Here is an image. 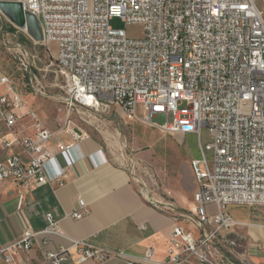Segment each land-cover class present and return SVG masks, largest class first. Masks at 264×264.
Listing matches in <instances>:
<instances>
[{
  "label": "built area",
  "instance_id": "obj_1",
  "mask_svg": "<svg viewBox=\"0 0 264 264\" xmlns=\"http://www.w3.org/2000/svg\"><path fill=\"white\" fill-rule=\"evenodd\" d=\"M14 1L40 21L41 42L58 45L55 65L63 79L60 100L66 115L60 132L48 128L12 78L0 73V145L6 152L0 162V200L9 181L22 189L64 186L60 153L76 162L85 156L81 143L90 138L72 121L74 115L101 125L108 120L150 124L154 115H165L160 129L196 136L200 156L191 161L195 209L182 211L191 226L174 227L169 256L159 264H221L211 249L216 236L247 226L228 208L264 207V0ZM3 17L8 20L0 10ZM114 18L140 27L141 36L113 28ZM31 84H40L37 75ZM63 133L72 140L61 139ZM97 154L106 162L102 150ZM23 200L24 192L19 209ZM87 208L80 198L71 216L82 220ZM46 219L43 230L26 229L0 246V262L16 264V257L29 253L39 237L63 234L53 213ZM70 242L71 247L46 253V264L105 263L125 256L87 240ZM152 257L150 249L144 260Z\"/></svg>",
  "mask_w": 264,
  "mask_h": 264
},
{
  "label": "crops",
  "instance_id": "obj_2",
  "mask_svg": "<svg viewBox=\"0 0 264 264\" xmlns=\"http://www.w3.org/2000/svg\"><path fill=\"white\" fill-rule=\"evenodd\" d=\"M0 73L5 72L0 70ZM118 114L122 116L119 110ZM94 123L101 125L99 121ZM102 124L107 128L115 126L117 133L123 134L121 120L119 123L103 121ZM0 130H4L1 123ZM60 138L66 142L72 140L66 133ZM57 142L58 138L53 144ZM0 148L4 153L1 162L6 152L1 145ZM100 150L106 162L97 154ZM81 151L85 156L76 162L67 153H60V163L66 169L62 187L59 184H31L22 189L11 181L4 184L0 200V246L14 242L26 229L43 230L47 226L46 216L51 212L60 221L63 234L39 237L29 253H20L16 257V264H46V253L71 247V238L87 240L97 247L125 255L113 257L105 263L91 261L86 264H159L165 261L169 256L173 229L178 223L182 224L179 218L146 200L134 183L132 171L113 162L100 141L91 134L81 143ZM75 155L79 156L78 153ZM22 192L24 200L19 209ZM80 198L88 204V212L84 219L75 220L71 215L79 209ZM209 209L215 213L216 207L210 205ZM228 209L244 212L236 219L247 226L239 230L247 233L257 247L256 252L264 253L259 249L264 247V210L240 205H231ZM150 249L153 250L152 260L145 261ZM254 259L255 264H264V258Z\"/></svg>",
  "mask_w": 264,
  "mask_h": 264
},
{
  "label": "rangeland",
  "instance_id": "obj_3",
  "mask_svg": "<svg viewBox=\"0 0 264 264\" xmlns=\"http://www.w3.org/2000/svg\"><path fill=\"white\" fill-rule=\"evenodd\" d=\"M111 25L115 29H126L131 36H141L140 27H128L121 18H114ZM26 52L30 58H23ZM57 52V44L44 45L29 31L0 18V70L12 78L29 108L38 113L44 124L60 132L66 114L60 100L65 93L63 79L55 65ZM34 75L40 84L33 87L31 77ZM82 117L88 123L77 115L72 121L99 140L113 162L132 171L134 183L144 198L175 214L183 225L191 226L185 222L182 211L193 213L195 209L197 185L191 161L200 156L198 138L166 134L158 126L167 121L166 116L160 114L154 115L150 124L123 122L122 135L117 133L115 126L100 127L95 121L91 123L86 115ZM204 141H207L206 136ZM3 156L0 148V160ZM251 209L264 210V207ZM228 212L235 219L244 215L241 210L228 209ZM211 245L214 259L221 264H255L254 257L264 258V253L256 252L257 247L244 230L219 233Z\"/></svg>",
  "mask_w": 264,
  "mask_h": 264
},
{
  "label": "water",
  "instance_id": "obj_4",
  "mask_svg": "<svg viewBox=\"0 0 264 264\" xmlns=\"http://www.w3.org/2000/svg\"><path fill=\"white\" fill-rule=\"evenodd\" d=\"M0 10L15 26L27 30L38 40L43 39L42 26L38 18L30 13H25L23 5L14 0H0Z\"/></svg>",
  "mask_w": 264,
  "mask_h": 264
}]
</instances>
